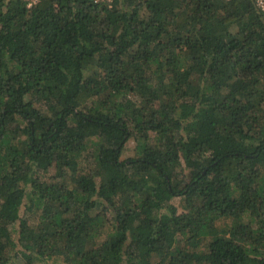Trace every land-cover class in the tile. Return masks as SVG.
I'll list each match as a JSON object with an SVG mask.
<instances>
[{
	"label": "trees",
	"instance_id": "16d2710c",
	"mask_svg": "<svg viewBox=\"0 0 264 264\" xmlns=\"http://www.w3.org/2000/svg\"><path fill=\"white\" fill-rule=\"evenodd\" d=\"M264 264V9L0 0V264Z\"/></svg>",
	"mask_w": 264,
	"mask_h": 264
},
{
	"label": "built area",
	"instance_id": "2783aa9c",
	"mask_svg": "<svg viewBox=\"0 0 264 264\" xmlns=\"http://www.w3.org/2000/svg\"><path fill=\"white\" fill-rule=\"evenodd\" d=\"M258 7H260L261 9H264V0H253Z\"/></svg>",
	"mask_w": 264,
	"mask_h": 264
},
{
	"label": "rangeland",
	"instance_id": "374dc122",
	"mask_svg": "<svg viewBox=\"0 0 264 264\" xmlns=\"http://www.w3.org/2000/svg\"><path fill=\"white\" fill-rule=\"evenodd\" d=\"M51 264H53V263H51Z\"/></svg>",
	"mask_w": 264,
	"mask_h": 264
}]
</instances>
